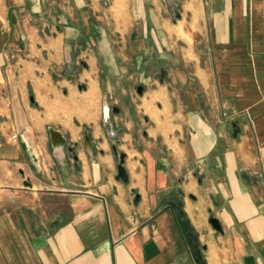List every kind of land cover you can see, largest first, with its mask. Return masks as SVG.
I'll return each mask as SVG.
<instances>
[{
	"label": "crops",
	"instance_id": "0c3cea01",
	"mask_svg": "<svg viewBox=\"0 0 264 264\" xmlns=\"http://www.w3.org/2000/svg\"><path fill=\"white\" fill-rule=\"evenodd\" d=\"M0 264H264V0H0Z\"/></svg>",
	"mask_w": 264,
	"mask_h": 264
},
{
	"label": "rangeland",
	"instance_id": "374dc122",
	"mask_svg": "<svg viewBox=\"0 0 264 264\" xmlns=\"http://www.w3.org/2000/svg\"><path fill=\"white\" fill-rule=\"evenodd\" d=\"M108 5L109 4L107 3V1L104 2V4H103L104 7H107ZM176 19H177V17H175V15H174L173 21H175ZM58 31H60V27H58ZM73 39H75V38H73ZM78 45L81 46L82 48H85L87 46V42L85 41V39L80 38V39H78ZM104 54L105 55L108 54V57L110 56L111 58L119 59V57H122L126 54V51L121 50L120 48L116 47L115 51L114 50H112L110 52L105 51V53H103V54L100 52V58H103L102 55H104ZM68 57H67L68 59H65V61H64L67 74L71 75V76L73 75V78L77 77L79 75L80 71H82L86 67L81 66V65L80 66L79 65L74 66V62H75L74 58L71 56H68ZM149 58H156L155 53H153V54L151 53L149 55ZM11 63H12L11 58L9 57V62L5 61V64H6L5 66H8ZM100 63L102 64V61H100V59H99V64ZM102 68L104 69V67H102ZM155 71H156V67H148V70L145 74L147 77L152 75L151 77L153 79H155V76H154ZM53 77H54V79H56L55 76H53ZM137 85H139V82L137 83ZM77 89L76 90L79 91L80 93L84 92L86 89L85 83H81V86H79ZM62 94L64 95L65 93L61 91V96H62ZM105 106L108 107L109 113H110L109 117L111 115V118H108V119L105 118L106 115H105V113H103L105 110ZM112 117H113V108H112L111 100H109L107 97L102 98L101 102H100V126L102 128L101 133L103 134L104 137L108 138L109 140H112L115 143L117 140H119L123 131H122V129H118L115 127V124L112 121ZM50 130L52 131V130H56V129L50 128Z\"/></svg>",
	"mask_w": 264,
	"mask_h": 264
},
{
	"label": "bare ground",
	"instance_id": "6f19581e",
	"mask_svg": "<svg viewBox=\"0 0 264 264\" xmlns=\"http://www.w3.org/2000/svg\"><path fill=\"white\" fill-rule=\"evenodd\" d=\"M108 111V107L105 106V110L103 113H105L106 117L110 114ZM52 139L54 140L56 146L60 147L64 143V138L58 131L52 130Z\"/></svg>",
	"mask_w": 264,
	"mask_h": 264
},
{
	"label": "water",
	"instance_id": "95a60500",
	"mask_svg": "<svg viewBox=\"0 0 264 264\" xmlns=\"http://www.w3.org/2000/svg\"><path fill=\"white\" fill-rule=\"evenodd\" d=\"M141 91V88L139 89V92ZM50 135H51V138H52V131L50 130ZM53 141V140H52ZM65 141V140H64ZM123 159L124 157L121 156L120 159H119V165H118V172H119V177L120 178H126V172H125V169L123 167ZM212 224L217 227V221L216 220H213L212 221Z\"/></svg>",
	"mask_w": 264,
	"mask_h": 264
},
{
	"label": "built area",
	"instance_id": "2783aa9c",
	"mask_svg": "<svg viewBox=\"0 0 264 264\" xmlns=\"http://www.w3.org/2000/svg\"><path fill=\"white\" fill-rule=\"evenodd\" d=\"M108 112H109V111H108ZM105 118H107V119H108V118H109V116H107V117L105 116ZM107 119H106V120H107Z\"/></svg>",
	"mask_w": 264,
	"mask_h": 264
}]
</instances>
